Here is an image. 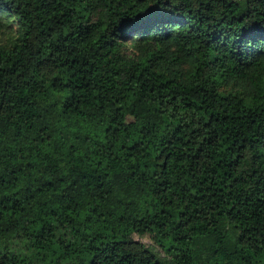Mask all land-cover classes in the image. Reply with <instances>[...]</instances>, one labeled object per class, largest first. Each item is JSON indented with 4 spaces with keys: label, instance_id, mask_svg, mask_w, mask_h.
<instances>
[{
    "label": "trees",
    "instance_id": "trees-1",
    "mask_svg": "<svg viewBox=\"0 0 264 264\" xmlns=\"http://www.w3.org/2000/svg\"><path fill=\"white\" fill-rule=\"evenodd\" d=\"M4 25L0 264H264V0H0Z\"/></svg>",
    "mask_w": 264,
    "mask_h": 264
},
{
    "label": "rangeland",
    "instance_id": "rangeland-1",
    "mask_svg": "<svg viewBox=\"0 0 264 264\" xmlns=\"http://www.w3.org/2000/svg\"><path fill=\"white\" fill-rule=\"evenodd\" d=\"M14 35L13 28H8L6 25L0 28V42H5L9 37ZM145 243L151 244L148 236H144L141 238Z\"/></svg>",
    "mask_w": 264,
    "mask_h": 264
}]
</instances>
